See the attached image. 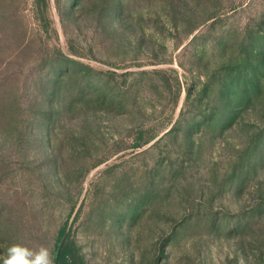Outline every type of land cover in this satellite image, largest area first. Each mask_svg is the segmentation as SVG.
<instances>
[{
	"label": "rangeland",
	"instance_id": "374dc122",
	"mask_svg": "<svg viewBox=\"0 0 264 264\" xmlns=\"http://www.w3.org/2000/svg\"><path fill=\"white\" fill-rule=\"evenodd\" d=\"M66 225L86 264H264V0H0V264Z\"/></svg>",
	"mask_w": 264,
	"mask_h": 264
},
{
	"label": "clouds",
	"instance_id": "9594fccd",
	"mask_svg": "<svg viewBox=\"0 0 264 264\" xmlns=\"http://www.w3.org/2000/svg\"><path fill=\"white\" fill-rule=\"evenodd\" d=\"M4 264H54V261L51 251L45 246L31 249L17 243L8 248Z\"/></svg>",
	"mask_w": 264,
	"mask_h": 264
},
{
	"label": "trees",
	"instance_id": "16d2710c",
	"mask_svg": "<svg viewBox=\"0 0 264 264\" xmlns=\"http://www.w3.org/2000/svg\"><path fill=\"white\" fill-rule=\"evenodd\" d=\"M45 0H35L36 5L42 6ZM75 51V50H74ZM66 226L60 231L59 238L55 244L53 261L54 264H86L83 254L79 247L71 239V229L69 225L68 233L63 241L60 251L57 255L59 243L64 235Z\"/></svg>",
	"mask_w": 264,
	"mask_h": 264
},
{
	"label": "water",
	"instance_id": "95a60500",
	"mask_svg": "<svg viewBox=\"0 0 264 264\" xmlns=\"http://www.w3.org/2000/svg\"><path fill=\"white\" fill-rule=\"evenodd\" d=\"M68 229H69V225H66V228H65V231H64V235H63V237H62V239H61V241H60V243H59V246H58L57 255H58V253H59V251H60V248H61V246H62V244H63V241H64V239H65V237H66V235H67V233H68Z\"/></svg>",
	"mask_w": 264,
	"mask_h": 264
}]
</instances>
